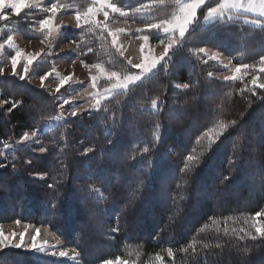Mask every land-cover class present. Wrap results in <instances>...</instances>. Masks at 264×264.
<instances>
[{
  "label": "trees",
  "instance_id": "obj_1",
  "mask_svg": "<svg viewBox=\"0 0 264 264\" xmlns=\"http://www.w3.org/2000/svg\"><path fill=\"white\" fill-rule=\"evenodd\" d=\"M48 2L81 13L93 6L89 0ZM111 3L127 13L114 19L146 26L169 19L176 0ZM206 10L148 78L0 160V224L46 226L77 253V263H66L3 249L0 264H102L117 258L124 264H264V240L245 236L255 235L252 218L264 212V88L252 84L253 77L264 83L258 70L264 18L257 19L260 27L240 14L203 25ZM44 13L24 10L7 26L27 40L41 39L31 28ZM106 26L67 29L63 40L76 41L80 62L128 75L134 70L102 31ZM140 30L132 35L161 39V32ZM200 48L249 67L235 81L213 78L219 67ZM49 60L32 67L36 76L51 71ZM58 99L27 80L0 76V148L54 117ZM12 101L20 103L12 108ZM88 148L93 151L85 154ZM259 222L264 228V216Z\"/></svg>",
  "mask_w": 264,
  "mask_h": 264
},
{
  "label": "rangeland",
  "instance_id": "obj_2",
  "mask_svg": "<svg viewBox=\"0 0 264 264\" xmlns=\"http://www.w3.org/2000/svg\"><path fill=\"white\" fill-rule=\"evenodd\" d=\"M48 1L49 0H33V3L39 6L24 8L22 9V11H43L45 12V17L42 19H45L49 16V12L46 11V8L51 6ZM89 1L93 3V0ZM208 1L210 0H207V2ZM189 2L190 0H179V2H177L176 0L174 12L169 19H171L174 15H178L180 8ZM261 2L262 0H218L217 4L212 7H217L221 3H239L245 7L251 4L254 6V8L251 11H244L243 8L229 7L224 10L222 16H217L214 19L209 20L208 22L204 21V15L207 13L206 10L201 18V23L203 25H207L217 20H225L224 18H232V16L229 14H240L247 16V18H243V21L246 24L255 27H260L261 24L254 25L251 23V21H260L257 19L264 18L259 15V5ZM94 6L95 5L93 4L92 7ZM105 10L109 12V19L107 21H104L103 13L100 12L97 14L96 20L103 23H107L106 28L110 31L117 32V30L119 29L124 30L123 32H118L116 45L114 46L113 43L112 45L120 54V56L123 57L134 70L128 75H140V69L133 67V65L140 64L142 62L147 63L148 60L152 57L158 58L163 53L164 47L168 44L169 37L164 36V34L161 33V39L158 43L152 42L151 40L146 43L145 41L139 39L137 36L132 35V33L137 31V29H146V26L121 21L119 19H114L115 16H120L119 12L114 13L111 11V9ZM22 11L20 13H22ZM77 12H79L78 9L71 5H59L57 15L51 25L54 31L50 39L44 40L46 32H42L40 30L39 23H34L31 29L33 31H37V33H42L43 37L41 39L31 41L23 38L20 32H18L15 28L7 26L9 18H13L17 15L13 14V11L10 8L3 9L2 14L7 19L0 20V45H3V47H0V68H3L4 70V74L0 76H13L11 67V57L15 54L17 50L23 53V56L21 57L20 62L17 66L18 73H22L24 57L30 54L34 55L37 52L43 53L34 65H38L39 63L46 61V59H50V76L47 80H45L44 86L41 87V76H36L35 73L32 71V67L34 65L30 68L28 76L25 78V80H27L30 84L36 87L45 89L49 93H57L59 98L58 100L60 103V111L54 117L46 120V122L39 125L36 129L24 132L15 141L3 145V147L0 148V160H3L6 154L11 153L16 149L22 148L23 146L30 144H38L41 135L54 130L66 121L72 120L85 113L96 110L97 108L94 107V105H96L97 100L99 101V106H101L102 103L108 101L112 97L125 92L131 86L148 78L156 71L157 67L160 65L159 63L156 68L143 74L141 80L133 82L128 86L127 89H116L110 95H103L105 89L111 88V86L117 82L116 79H108V76L111 74V71L100 64L86 65L80 62L76 56V46L73 43H66L63 40V32L65 30L77 29L76 19L74 15ZM64 25H66L67 27H61L58 29V31L56 30L57 26ZM86 25L94 24L86 22L82 16L81 27ZM9 35H11L13 38L12 47H9L6 43ZM177 38H179L178 34L176 36V41ZM41 41L44 42L42 43ZM141 45H144L143 53L141 52ZM202 54L205 58L212 61L215 65H217V67H219L217 73L211 74L213 78L222 81H235L240 77V73H236L237 78L235 80H225L224 77H231L234 74L235 68L238 66L233 65L231 60L214 50L205 49V52H202ZM213 56L215 57V59H210V57ZM97 65H99V69L96 67ZM241 70H243V68ZM70 75L72 77L71 81L61 87L60 80ZM92 76L97 77L96 88L92 87V81L90 79V77ZM13 77L19 79V75ZM123 77V75L118 74V78L120 80H122ZM58 87L60 88L59 92L56 91ZM65 100H68L69 103L65 104ZM73 110L77 111V115L75 117L71 115V112ZM34 131H37L38 135L33 136L32 133ZM25 134H27L28 136L27 140L23 139ZM36 229H39V235L37 236L36 244L38 247H42L44 251L33 250L31 248L32 236L36 235ZM0 232H2L5 236L9 237V246H0V251L3 249H11L16 251L23 250L32 252L34 253V255H37L39 257L61 260L66 263H77L76 251L72 247L67 246L66 244L61 242L54 235V233L46 226L24 222L17 223V221L7 222L0 224ZM22 232L25 233L23 241L24 246H22L21 248H16L14 245L21 242L19 234ZM13 233H16L15 237L12 236ZM61 251L66 252L67 255L61 257L59 255V252Z\"/></svg>",
  "mask_w": 264,
  "mask_h": 264
},
{
  "label": "snow or ice",
  "instance_id": "obj_3",
  "mask_svg": "<svg viewBox=\"0 0 264 264\" xmlns=\"http://www.w3.org/2000/svg\"><path fill=\"white\" fill-rule=\"evenodd\" d=\"M179 2V0H177ZM93 4L95 5L94 7H89L85 12L83 13H75V19H76V27L80 28L81 27V17L83 16L84 20L88 23L95 24L96 26H101L103 22L97 21L96 16L98 13L102 12L104 16V21H107L109 19V12L106 11L105 9H111L112 12H119L121 16L127 15L124 11H122L120 8H118L116 5L111 3V0H93ZM39 5L33 3V0H0V20H5L7 19L3 14L2 11L4 8H10L13 11V14L19 15L22 9L24 8H30V7H37ZM203 7H207V13L204 15V21L208 22L209 20L214 19L217 16H222L223 12L226 8L232 7V8H243L244 11H251L253 10L254 6L253 5H248L247 7L243 6L242 4L239 3H233V4H226V3H221L217 7H212L211 5L207 4V0H190L189 3L185 4L182 6L179 10L178 15H174L171 19H165L162 20L158 23H152L146 25V29L151 31V30H156L157 32H161L164 34V36L169 37V42L168 44L164 47L163 53L157 58V57H152L151 59L148 60L147 63H140V64H135L133 67L140 69V75H126L123 77L122 80L118 78V74L116 72H111V74L108 76V79H116V83L111 86V88L105 89L103 95H110L114 90L116 89H127L130 84H132L135 81L141 80L143 74L151 71L152 69L156 68V66L165 61L166 58L170 54V50L173 47V44L176 42V36L178 34V37L181 41L185 38L186 35L190 34V31L194 30L193 25H197L199 22V16L201 14V9ZM59 5L56 3L51 4L50 7L46 8V11L49 12V16L45 19H42L39 21V27L42 32H46L44 36V40H49L50 37L53 34L54 29L51 27L54 18L57 15ZM139 11V9H137ZM259 15L261 17H264V0L259 5ZM252 24L254 25H260L262 22L261 21H256L253 20L251 21ZM61 27H67L66 25L64 26H57V31ZM102 31H108V35L111 36L112 38V43L115 46L116 45V40H117V34L118 32H123V29L117 30V32H113L110 30H107L106 28H102ZM140 29H137V32H140ZM139 39L145 41L146 43L149 41L150 37L148 35H141L138 37ZM42 43L44 41H41ZM163 42V41H161ZM6 43L8 44L9 47L13 46V38L11 35L8 36ZM70 43H76L75 40L70 41ZM0 47H3V45H0ZM144 50V45H141V52L143 53ZM91 51V49H89ZM119 51V49H118ZM199 52H205L204 48H200L198 50ZM43 53L37 52L34 55H28L24 57V63H23V69L22 73L17 72V66L18 63L20 62L21 57L23 56V53L19 50L15 52V54L11 57V67H12V75L16 76L19 75L20 80H25V78L28 76V73L30 71V68L38 61V58L41 57ZM210 59H215V57H210ZM260 65L261 67L258 69L260 72H264V55H261L260 57ZM99 69V65L96 66ZM249 65H241L235 68L234 74L231 77L225 76V80H235L237 78L236 73H240L242 68H248ZM4 74L3 68H0V75ZM50 76V73H45L43 76L40 77L41 81V87L44 86L45 80L48 79ZM72 79L71 75L68 77H64L60 80V86H64L66 83L70 82ZM92 81V87L96 88L97 87V77L92 76L90 77ZM252 84L254 87L258 88H264V83H258V78L253 77L252 79ZM190 85L188 83L183 84L184 88H188ZM57 92L60 91V88L58 87L56 89ZM253 95L255 93L253 92ZM3 103L7 104L9 101L4 100ZM19 101H12V108L17 107L19 104ZM65 104L69 103L68 100L64 101ZM94 107L98 108L99 107V101L97 100L96 105ZM153 107H157V104L155 101H153ZM12 108L9 109V111L12 110ZM71 115L75 117L77 115V111L73 110L71 112ZM233 123H235L233 121ZM221 129H224L227 127V125H221ZM33 136L38 135L37 131H34L32 133ZM24 140L28 139L27 134L23 137ZM218 139V135L211 137L210 138V143H215L216 140ZM111 144H113L112 141H110ZM146 152L149 150L147 148L144 149ZM39 152L44 153L47 151L46 148L40 147L38 149ZM93 151V149L88 148L85 150V154L88 152ZM187 160H194L195 157L193 156H188L186 158ZM5 165L0 164V167H4ZM184 169H182L183 171ZM35 175H39V173H36ZM225 179H228V177H225ZM48 188H54V184H48ZM264 216V212H257L253 216V220L255 223H253V228L255 229V235L252 234V232L245 231L244 229H241V231H245V236L252 240L256 239H261L264 240V228L261 227V224L259 222V217ZM19 223V221H17ZM113 232H118L119 228H113ZM24 235L25 233H20V243L15 244L14 246L16 248H21L24 246ZM39 235V229H36V235L32 236V245L31 248L33 250H38V251H44L42 247H38L36 244V239L37 236ZM13 237L16 236V233L12 234ZM243 239V237H241ZM0 246L7 247L9 246V237L5 236L2 232H0ZM59 255L61 257H64L67 255L66 252L61 251L59 252ZM172 253L169 251V256H171ZM159 259V257L157 258ZM102 264H124V262L120 261L118 258L115 261L112 260H105L102 261Z\"/></svg>",
  "mask_w": 264,
  "mask_h": 264
}]
</instances>
